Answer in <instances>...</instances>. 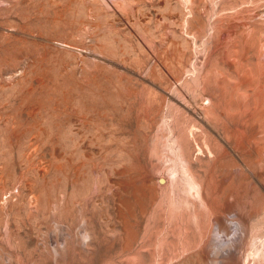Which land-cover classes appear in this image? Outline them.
I'll list each match as a JSON object with an SVG mask.
<instances>
[{
	"label": "rangeland",
	"instance_id": "1",
	"mask_svg": "<svg viewBox=\"0 0 264 264\" xmlns=\"http://www.w3.org/2000/svg\"><path fill=\"white\" fill-rule=\"evenodd\" d=\"M0 264H264V0H0Z\"/></svg>",
	"mask_w": 264,
	"mask_h": 264
},
{
	"label": "bare ground",
	"instance_id": "2",
	"mask_svg": "<svg viewBox=\"0 0 264 264\" xmlns=\"http://www.w3.org/2000/svg\"><path fill=\"white\" fill-rule=\"evenodd\" d=\"M190 172H191V170H190ZM192 180V179H191ZM194 182V181H193Z\"/></svg>",
	"mask_w": 264,
	"mask_h": 264
}]
</instances>
